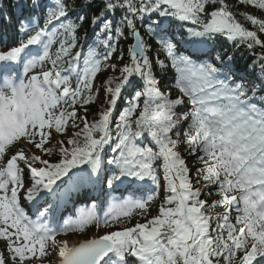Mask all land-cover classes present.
<instances>
[{"label":"snow or ice","instance_id":"snow-or-ice-1","mask_svg":"<svg viewBox=\"0 0 264 264\" xmlns=\"http://www.w3.org/2000/svg\"><path fill=\"white\" fill-rule=\"evenodd\" d=\"M235 6L264 11V0ZM233 7L85 0L77 12L76 0H13L6 13L0 0V17L26 37L0 48V264H264V18L243 13L253 30ZM85 19L96 37L87 47L77 36ZM217 36L258 63L239 76L231 50H203ZM173 71L175 98L162 91ZM21 139L30 148L4 159ZM161 170L164 198L151 215ZM85 183L131 195L113 198L102 221L85 211L52 227ZM137 210L143 222L131 224ZM92 224L115 230L78 245L58 239Z\"/></svg>","mask_w":264,"mask_h":264},{"label":"trees","instance_id":"trees-1","mask_svg":"<svg viewBox=\"0 0 264 264\" xmlns=\"http://www.w3.org/2000/svg\"><path fill=\"white\" fill-rule=\"evenodd\" d=\"M13 0H3V6L5 8V12L7 13L8 11H10L8 9V5L10 3H12ZM69 2H71V0H69ZM85 2V0H76V11L79 12V5L81 3ZM227 2L230 5H233V11L234 12H238L239 15H237V19L243 23L246 27L252 28L253 30H255L253 28V26L245 21L243 19V13L244 12H252L254 15H256L259 18H264V11L262 10H258V9H254V8H249L248 6H240V7H236V0H227ZM93 3H99V0H93ZM73 21H75L76 17L73 16L72 17ZM188 25H184V27L186 28ZM141 30V34L144 36L145 40H148L150 42H152L153 44H155V41L152 40L151 37H149L147 31H146V25L142 26L140 28ZM172 30L174 32H176L177 34H180L181 32V22L177 21L176 23L173 24L172 26ZM87 33L88 34V39L85 40L84 38V34ZM94 33V28L92 25H90L88 23V20L85 19L84 21L81 22V25L79 27V30L77 32V36H78V40L80 44H83L85 47L88 46L89 43H91V41L93 39H95L96 37L93 35ZM10 36H15L16 39H22V35H19L15 29V19H13L12 22V26H9L8 20L6 18V16L0 17V37L3 38H8ZM261 39H264V35H261L260 37ZM131 41H126V42H121L120 47H126L127 44H130ZM58 48V42L54 44L53 48L51 49L50 53H52L53 55L55 54L56 50ZM204 51H207L213 55H219L220 53H222L225 50H231V52L235 53V61L233 64V70L236 71L238 73L239 76H244L246 75L247 72L251 71V67H249L250 65L253 64H257L258 60H259V56L256 55L254 57L253 52L248 51L245 48H240L239 50L235 49L232 45V42L228 41L225 37L223 36H217L216 38L212 39L209 41V43L207 45H205ZM259 49L257 48L256 52L259 53ZM110 63H112L114 66L119 67L118 62L116 61L115 57H113V59L110 61ZM46 67L48 65H45ZM39 70V69H38ZM111 71V70H109ZM256 74L260 75V69L257 66L256 69ZM109 74V72H101L95 83L97 85H99L103 80L106 79L107 75ZM113 74H118V73H113ZM166 84L164 86V88L162 89V91H167L168 89L171 90L173 98H175V96L178 94V90L175 88L174 86V82L172 80V77L174 75V71L173 72H169L166 73ZM99 103L101 104L102 108H106L107 105H105L103 103V101H99ZM92 109V112L90 113L89 118L93 119L97 117V112H96V105H90L89 106ZM24 141L26 142L24 139H21L19 142H17L15 144V146H13V148H15L14 150L16 151L17 148L20 147L21 142ZM55 142V137L53 139V143ZM38 155L40 154L38 151H36L35 149H33ZM48 158V157H45ZM51 159L53 161H55L57 159L56 155H53L51 157ZM188 162H189V166L192 165V163H194V161L192 160V158H188ZM159 177H160V182H161V191L160 193L156 196V198L153 201V204L149 207V212L151 215H155L157 213L158 207L161 204L162 200H163V186H164V180H163V172L161 170V172L159 173ZM196 186H201V185H196ZM211 199L215 200V199H219L218 196H216L215 194L212 195ZM218 212H222L223 209H217ZM140 221L143 222V220L140 217L139 211H137L133 217L131 218V221Z\"/></svg>","mask_w":264,"mask_h":264},{"label":"rangeland","instance_id":"rangeland-1","mask_svg":"<svg viewBox=\"0 0 264 264\" xmlns=\"http://www.w3.org/2000/svg\"><path fill=\"white\" fill-rule=\"evenodd\" d=\"M23 39H26V37H24ZM10 45H11L10 43L3 42V43H0V48H2L3 50H7ZM20 66L22 67V65H20ZM73 83H75V81H73ZM101 96H103V93H101ZM26 146H27V148H30L27 144H26ZM9 155H11V152L8 151V153L4 157V159H7V157ZM85 184L87 186L91 185V184H88V183H85ZM90 190H92V189H90ZM85 191H87V193L86 192H82L83 193L82 198L85 200L86 204L84 206H82L81 208H79L78 211L80 209H81V212L92 211L102 221V217L100 215V210L102 208V203L97 201L99 199L98 198V194L95 191H93V190H92V192H89V189H87ZM88 192H89V194H88ZM111 194H112V196H111L110 201H112L113 198H120L122 195L124 197H127V196L131 195V193L125 192L123 190L118 191V192H114V193H110V195ZM141 195H143V194L142 193H138L137 194V198H139ZM22 202H23V200H22ZM72 202H73V200H71V203ZM93 204L95 205V207H93ZM70 208H71V210H73V208L71 206H70ZM61 216H62V207L60 206L59 211L57 212L56 217H55V219L53 221L54 222H59L61 220ZM134 223H135V221H133L132 224H134ZM123 226H130V225H117L116 227L119 228V227H123ZM112 230H115V229H113V228H103V227H99L98 228L95 224H92V225H89V227L82 233H80V232H70L67 236H65L64 234L60 235L58 237V239H61V240L67 239L68 241H72L73 239H76V238L77 239H88V238L92 237L94 234H97V236H99V235H103L107 231H112ZM52 259H55V257L53 256Z\"/></svg>","mask_w":264,"mask_h":264},{"label":"bare ground","instance_id":"bare-ground-1","mask_svg":"<svg viewBox=\"0 0 264 264\" xmlns=\"http://www.w3.org/2000/svg\"><path fill=\"white\" fill-rule=\"evenodd\" d=\"M97 236V234H94L93 237ZM81 239H73L72 241H68L70 245H75L77 242H79Z\"/></svg>","mask_w":264,"mask_h":264},{"label":"water","instance_id":"water-1","mask_svg":"<svg viewBox=\"0 0 264 264\" xmlns=\"http://www.w3.org/2000/svg\"><path fill=\"white\" fill-rule=\"evenodd\" d=\"M82 241H84V240H82ZM82 241H80V242H82ZM80 242H78L77 244H75V245H78Z\"/></svg>","mask_w":264,"mask_h":264}]
</instances>
